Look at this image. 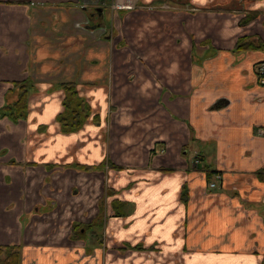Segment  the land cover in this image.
Instances as JSON below:
<instances>
[{"label": "crops", "instance_id": "obj_1", "mask_svg": "<svg viewBox=\"0 0 264 264\" xmlns=\"http://www.w3.org/2000/svg\"><path fill=\"white\" fill-rule=\"evenodd\" d=\"M92 1L0 0V37L21 43L0 105L32 84L26 117L0 116L22 264H264V0ZM63 81L91 105L70 132Z\"/></svg>", "mask_w": 264, "mask_h": 264}, {"label": "trees", "instance_id": "obj_2", "mask_svg": "<svg viewBox=\"0 0 264 264\" xmlns=\"http://www.w3.org/2000/svg\"><path fill=\"white\" fill-rule=\"evenodd\" d=\"M261 45H255L246 40H239L236 44V49L247 50L261 47ZM12 83L19 90L18 96L14 101L1 105L0 115L7 116L13 122H17L27 115L29 91L32 84L27 78L24 80H14ZM57 86L63 91L62 110L56 116L60 124V130L62 132L74 131L81 127L89 118L91 111L90 104L78 93L74 81H63L58 83ZM184 199L186 198L184 197ZM111 204L112 207H115L114 200H112ZM20 261L21 252L19 246L14 244H0V264H21Z\"/></svg>", "mask_w": 264, "mask_h": 264}, {"label": "rangeland", "instance_id": "obj_3", "mask_svg": "<svg viewBox=\"0 0 264 264\" xmlns=\"http://www.w3.org/2000/svg\"><path fill=\"white\" fill-rule=\"evenodd\" d=\"M17 27L18 26H16V28ZM14 29L15 28H13V30ZM17 32H21L20 35H22V31L21 30H18ZM15 37H17V36H15ZM0 38H1L0 39V48H1L0 49V61H3L4 62L5 60H7L8 63L11 64L12 62H14V60H17V54H18L17 50H21V43L17 44L18 43V39L17 38H11L9 35H7L6 37L1 36ZM4 43L6 45L5 48L2 45ZM22 58L23 57H21L20 60ZM14 65H17V63H13V66ZM0 74H2V72H0ZM4 74H6V72H4ZM113 76H114V74H113ZM10 86H11V88L7 90V95H6V99H5L4 103L12 102L18 96V91L19 90L17 89V87L15 85H13V83H11ZM57 89H59L58 86H57ZM59 90H61V89H59ZM62 98H63V93L61 94V105H62ZM0 107H1V105H0ZM106 110H107L106 111V113H107L106 116H108V118L111 117V108L110 107H107ZM1 117H3V116H1ZM91 117L92 116L90 114L89 115V118H91ZM108 118H107V120L103 124L102 133L104 135L105 144H106L105 145V150H104L106 152V155L105 156H109L110 157L109 150H110V146H111L112 133H111V130H110V126L111 125L109 123V119ZM5 122H7V123L5 124V123H3V120H0V127H1V129H2V127H4V124H5V126L7 125V127H9V126H14L15 123H16V122H13L7 116H6V121ZM11 129H13V128H11ZM108 158H105V160H104L106 169L109 168V166H110V162H109V159ZM2 171H4V169L2 170L1 164H0V175L3 173ZM105 177H106V174L104 173V178ZM5 184H6L5 182H3L2 180H0V212H1V214H0V220L2 221V222L0 221V244H8V245L14 244L16 246H19L20 252H21V261H20V263L22 264V255H23L22 247L19 244L15 243L13 240H11L13 238V235H14V230H9V229H13V228L12 227L10 228L9 226L4 225L5 218L3 216H4L5 213L2 212V211H5L4 210L5 204L13 205L12 203H9V201H8V203H6L7 202L6 201L7 199L4 198V195H6V196L7 195H10V193L7 192V188H10V187L13 188L12 187L13 184H9L7 188H5ZM106 185H108V184L106 183ZM2 190H3V192H2ZM109 190L110 189H109L108 186H105V188L103 190L105 196H104V199H103L102 202H103L105 208H107V207H109V206L112 205L110 203L111 199H110V196L109 195H111V194H110V191Z\"/></svg>", "mask_w": 264, "mask_h": 264}, {"label": "built area", "instance_id": "obj_4", "mask_svg": "<svg viewBox=\"0 0 264 264\" xmlns=\"http://www.w3.org/2000/svg\"><path fill=\"white\" fill-rule=\"evenodd\" d=\"M32 3H33V2H32ZM112 6H113V7H120L119 4H118L117 2H115V0L112 2ZM121 7H123V6H121ZM258 70H259V72H260V80H261L262 82H264V64H259ZM259 131H260V133L264 134V128H260ZM197 162H198V159L195 158V159H194V164H196ZM221 177H222L221 173H218V174L216 175V178H217V179H220ZM215 185H216V182H214V181L209 182V186H210V187H213V186H215Z\"/></svg>", "mask_w": 264, "mask_h": 264}, {"label": "water", "instance_id": "obj_5", "mask_svg": "<svg viewBox=\"0 0 264 264\" xmlns=\"http://www.w3.org/2000/svg\"><path fill=\"white\" fill-rule=\"evenodd\" d=\"M87 2H95V1H92V0H86Z\"/></svg>", "mask_w": 264, "mask_h": 264}]
</instances>
